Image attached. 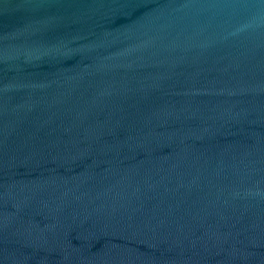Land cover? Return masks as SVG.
Listing matches in <instances>:
<instances>
[{
  "label": "water",
  "instance_id": "1",
  "mask_svg": "<svg viewBox=\"0 0 264 264\" xmlns=\"http://www.w3.org/2000/svg\"><path fill=\"white\" fill-rule=\"evenodd\" d=\"M0 264H264V0H0Z\"/></svg>",
  "mask_w": 264,
  "mask_h": 264
}]
</instances>
